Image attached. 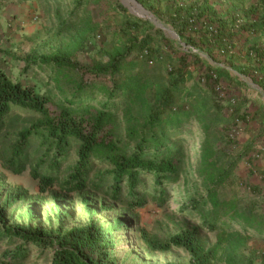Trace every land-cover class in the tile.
I'll return each instance as SVG.
<instances>
[{"label":"trees","instance_id":"16d2710c","mask_svg":"<svg viewBox=\"0 0 264 264\" xmlns=\"http://www.w3.org/2000/svg\"><path fill=\"white\" fill-rule=\"evenodd\" d=\"M137 1L157 13L150 0ZM211 1L195 0L178 6V0H168L166 14H169V22L179 39L200 52H207L215 64L201 57L200 53L185 52L177 57L176 64L167 72L150 69L148 62L154 57V52L140 53L150 43L147 38L131 41L118 48L104 66L91 68L82 66L71 56L58 53L28 55L26 67L40 62L59 70L89 72L95 77L81 81L70 98L57 102L53 96L37 91L33 85L11 79L0 69V133L17 109L26 108L42 116L41 120L20 133L7 160L8 168L16 174L24 172L32 164L30 173L38 181L41 192L58 184L62 190L71 193L84 191L89 186L100 191L104 177L109 175L113 182L109 184L107 193L115 201L122 200L128 208L137 209L148 202L145 193L149 189L145 180L152 177L150 197L162 205L169 196L168 188L182 177L185 158L179 134L185 128L184 120L194 117L201 122L205 138L201 144L198 172L206 194L202 200L193 198L188 204L184 203L180 210L186 208L200 212L209 205L208 214L199 226L186 227L166 240L152 239L146 231H141L143 241L153 251L187 250L190 255L187 264H221L218 251L222 241L207 248L201 240L202 226L216 230L220 225H238L246 232L251 229L264 234V214L257 211L253 203L243 202L236 195L224 199L219 196L220 191L233 180L235 169L243 158L242 152L233 155L230 148L235 143L231 128L244 114L240 112L238 101L232 102L231 94L220 97V88L227 89L225 81L232 78L224 66L217 65L220 57H224L222 61L227 63V56H231L236 45L235 36L243 29L261 32L264 37V0L258 3L263 15L261 21L250 13L248 15L252 17L247 19V11L243 17L236 11L235 0H224L230 4L226 8H215ZM78 4L82 5L83 0ZM118 4L127 11L126 7ZM215 23L217 28L209 32ZM136 27L140 28V25ZM251 49L256 59L252 62L247 60L263 72L260 77L253 75V70L246 72H250V77L260 81L264 87V47L253 46ZM134 51L137 55L128 59ZM194 65L208 80L207 87L199 91L197 86L188 88L186 83L189 68ZM213 73L216 78H213ZM99 78L109 79L111 84ZM205 91L207 96H203ZM99 95L102 97L98 98ZM121 108H125L129 127L125 138L117 133ZM139 110L142 114L137 112ZM141 120L142 124L135 126ZM33 136L39 140L38 147L32 144ZM74 144L77 146V161L67 177L60 180L62 166ZM105 163L108 168L91 179L96 166ZM3 186L0 179V200L4 195ZM14 201L7 200L4 206H0V217ZM32 213L37 214L36 210ZM62 221L60 218L54 233L38 227L23 228L2 223L0 249L6 238L15 237L21 243L4 251L0 264L28 263L31 244L42 251L51 250V264H120L113 255L117 241L111 230L96 221L65 230ZM165 264L182 263L169 261Z\"/></svg>","mask_w":264,"mask_h":264},{"label":"rangeland","instance_id":"374dc122","mask_svg":"<svg viewBox=\"0 0 264 264\" xmlns=\"http://www.w3.org/2000/svg\"><path fill=\"white\" fill-rule=\"evenodd\" d=\"M259 1L235 0L234 3L236 11L243 17L247 11V19L252 17L249 15H253L254 19L261 21L263 15ZM78 2L79 0H0V69L11 79L33 85L37 91L53 96L57 102L62 98H70L81 81L95 77L89 72L59 70L40 62L26 67L28 55L58 53L71 56L82 66L91 68L104 66L118 48L131 41L147 38L150 43L140 53L154 52V57L150 60L152 63L149 61L148 67L167 72L183 53L201 54L179 39L176 29L169 22V14H166L168 0H150L157 8L156 14L137 0H83L82 5ZM193 2L195 0H178L177 5ZM213 2L218 8L230 5L224 0ZM118 3L126 7L127 11ZM137 24L140 28L136 27ZM190 32L193 29L190 28ZM202 54L201 57L210 58L207 52L202 51ZM135 55L137 51L129 54L128 59ZM218 61L223 62L222 59ZM195 65L189 68L187 86H197V90L206 88L208 80ZM248 71L256 76L263 72L256 66L250 67ZM99 80L111 84L109 79ZM239 82L234 83V86H239ZM254 82L260 85V90L258 94L257 90H250L248 106L242 113L245 118L241 117L231 128L235 143L230 149L233 155L242 152L243 158L235 169L233 180L220 191L219 196L222 199L240 196L243 202L253 203L256 210L264 214V170L259 165L264 160V87L260 81ZM225 91L227 89L223 87V95L220 97L225 96ZM205 95L208 92L205 91L203 96ZM101 97L99 95L98 98ZM118 116L117 133L125 138L129 132L125 108H121ZM41 118V114L29 109H17L0 133V179L4 183L0 206H4L7 200H15L2 213L0 225L38 227L54 233L60 224V218H63L65 230L96 221L114 233L117 246L113 255L120 264H165L169 261L188 263L190 255L183 248L168 251L149 249L142 239L141 231H146L152 239L166 240L186 227L199 226L203 217L208 214L209 205L203 211L200 209V212L186 208L180 210L184 203L188 204L193 198L202 200L206 194L203 179L198 172L201 167V144L205 138L203 125L198 119L189 117L184 120L185 128L179 134L183 146L182 156L185 158L184 169L181 179L168 188L169 196L165 202L161 205L159 200L156 202L150 197L153 178L149 177L145 180L149 189L145 193L149 198L148 202L143 207L130 209L122 200L115 201L107 193L109 184L113 182L109 175L104 177V186L100 191L89 186L84 191L71 193L62 190L58 184L41 192L38 181L30 173L32 164L20 174L8 168L7 160L20 133ZM141 124L142 120L135 126ZM32 144L34 147L39 146L36 136H33ZM70 152L67 162L62 166L60 180L67 177L77 161L76 144ZM107 168L106 163L97 165L91 179ZM122 198H126V192ZM32 210H36L37 214L33 215ZM200 229L201 240L207 248L222 241L218 251L221 264H264V234L251 229L246 232L238 225H220L216 230H208L202 226ZM19 243L21 240L15 237L6 238L0 249V257L4 251L15 248ZM30 248L31 257L26 264H51V250L42 251L32 244Z\"/></svg>","mask_w":264,"mask_h":264},{"label":"crops","instance_id":"0c3cea01","mask_svg":"<svg viewBox=\"0 0 264 264\" xmlns=\"http://www.w3.org/2000/svg\"><path fill=\"white\" fill-rule=\"evenodd\" d=\"M211 4L214 5L216 8L217 5L211 1ZM224 14V12H223ZM245 21V20H244ZM210 24L207 25L209 27ZM214 27L217 28V24H212ZM209 30V29H208ZM210 32V30H209ZM261 33V32H260ZM248 32L245 29H243L239 34L235 36V42L236 45L232 50L231 56H227V63L226 62H220L217 65L224 66L229 71V76L232 78V80H226L225 84L227 86V91H225V94H231L233 97L232 102L235 100L238 101L239 107H241L240 112L243 113L246 110V106H248L249 98L251 97L249 92L250 90H257V94L260 90V85L257 82H254L253 79L250 77V72H246L250 70V67L254 66L253 63L251 64L253 60H255V53L252 52L253 46H261L264 47V40L261 36V34ZM208 35V34H207ZM258 36V37H256ZM198 51V50H197ZM202 54V52H201ZM204 55V54H202ZM205 56V55H204ZM224 57H220V59H223ZM250 59V62L247 60ZM210 63H213L209 60ZM226 63V64H225ZM215 64V62L213 63ZM254 64H256L254 62ZM243 71V72H241ZM239 76V77H237ZM261 75L258 73L256 77H260ZM237 81H240L239 86H234V83L236 84ZM213 117V116H212ZM241 137V133H239V138ZM259 165L262 167L261 170H264V160L259 162Z\"/></svg>","mask_w":264,"mask_h":264},{"label":"built area","instance_id":"2783aa9c","mask_svg":"<svg viewBox=\"0 0 264 264\" xmlns=\"http://www.w3.org/2000/svg\"><path fill=\"white\" fill-rule=\"evenodd\" d=\"M209 29H210V31H212V32H213V30H215V27L212 25V26H210V28H209ZM213 78H216V74H214V73H213ZM219 91L221 92L220 94H221V95H223V94H222V88H220V90H219Z\"/></svg>","mask_w":264,"mask_h":264},{"label":"water","instance_id":"95a60500","mask_svg":"<svg viewBox=\"0 0 264 264\" xmlns=\"http://www.w3.org/2000/svg\"><path fill=\"white\" fill-rule=\"evenodd\" d=\"M172 32V31H171ZM173 34H175L174 32H172ZM176 35V34H175ZM177 36V35H176Z\"/></svg>","mask_w":264,"mask_h":264}]
</instances>
